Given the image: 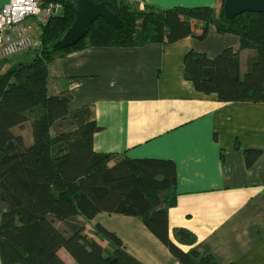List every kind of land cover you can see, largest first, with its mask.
Returning <instances> with one entry per match:
<instances>
[{
  "label": "trees",
  "instance_id": "trees-1",
  "mask_svg": "<svg viewBox=\"0 0 264 264\" xmlns=\"http://www.w3.org/2000/svg\"><path fill=\"white\" fill-rule=\"evenodd\" d=\"M111 2L122 21L119 28L96 18L79 41L57 47V38L74 19L70 0H65L61 11L40 27L34 57L0 68L1 264H67L58 253L61 248L76 264H143L100 224L94 225V235L107 244L87 235L83 220L100 212L141 217L181 264H194L169 236L167 208L175 203L174 163L94 151L93 134L100 127L90 110L69 112L68 94L47 91V64L57 53L85 46L170 43L188 35L203 39L213 25L220 33L237 35L240 49L255 53L241 74L238 55L230 48L213 58L188 51L183 59L186 79L197 91L215 93L220 101H264V12L226 18L224 0H219L218 11L209 6L146 5L137 10L126 1ZM26 122H30V144L14 130ZM257 154L246 149V165ZM174 236L178 243L194 241L186 230L176 229Z\"/></svg>",
  "mask_w": 264,
  "mask_h": 264
},
{
  "label": "crops",
  "instance_id": "crops-1",
  "mask_svg": "<svg viewBox=\"0 0 264 264\" xmlns=\"http://www.w3.org/2000/svg\"><path fill=\"white\" fill-rule=\"evenodd\" d=\"M6 2L0 0V8ZM143 5L218 11L219 0H143ZM25 22L38 41L41 26L34 17ZM227 48L237 53L243 74L254 49H240L237 35L213 25L203 39L188 35L170 43L85 46L57 53L47 64V91L68 94L69 112L90 110L100 127L93 134L94 151L174 163L169 236L194 264H264V101H220L215 93L197 91L185 77L188 51L213 58ZM33 57V50L0 57V68ZM28 127L26 122L14 128L26 144L32 142ZM246 149L258 151L250 165ZM83 222L88 236L97 238L95 224L114 232L143 264H181L139 216L100 212ZM176 229L188 231L194 241L178 243ZM58 253L69 264V254L62 248Z\"/></svg>",
  "mask_w": 264,
  "mask_h": 264
},
{
  "label": "built area",
  "instance_id": "built-area-1",
  "mask_svg": "<svg viewBox=\"0 0 264 264\" xmlns=\"http://www.w3.org/2000/svg\"><path fill=\"white\" fill-rule=\"evenodd\" d=\"M65 0H8L0 8V57L7 58L24 51L35 50L39 42L31 35L26 19L34 17L39 26L56 14ZM112 1V0H109ZM121 1V0H115ZM143 5V0H122Z\"/></svg>",
  "mask_w": 264,
  "mask_h": 264
},
{
  "label": "water",
  "instance_id": "water-1",
  "mask_svg": "<svg viewBox=\"0 0 264 264\" xmlns=\"http://www.w3.org/2000/svg\"><path fill=\"white\" fill-rule=\"evenodd\" d=\"M74 13L71 24L57 38L55 44L59 48H66L79 41L87 32L96 18L103 19L113 28L122 24L114 5L109 0L94 2L93 0H70ZM264 12V0H224L223 13L226 18L243 12Z\"/></svg>",
  "mask_w": 264,
  "mask_h": 264
},
{
  "label": "rangeland",
  "instance_id": "rangeland-1",
  "mask_svg": "<svg viewBox=\"0 0 264 264\" xmlns=\"http://www.w3.org/2000/svg\"><path fill=\"white\" fill-rule=\"evenodd\" d=\"M130 5H132V7L135 8V9H137V10H143V9H144V6H140L138 3H130ZM28 125H29L28 128H30V122H28ZM16 130H17V129H16ZM25 130H26V128H25ZM25 130H24V131H25ZM31 138H32V137H31ZM57 226H58L61 230L64 229V226H63L61 223H59V222H57ZM61 255H62V256L64 255L63 251H61ZM63 257H64V256H63ZM65 259H67V261L69 262V264H76L72 259H69L68 257H65Z\"/></svg>",
  "mask_w": 264,
  "mask_h": 264
}]
</instances>
